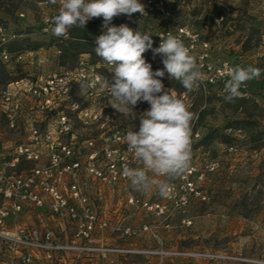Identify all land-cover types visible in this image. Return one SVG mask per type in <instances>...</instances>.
I'll return each instance as SVG.
<instances>
[{
  "label": "rangeland",
  "instance_id": "obj_1",
  "mask_svg": "<svg viewBox=\"0 0 264 264\" xmlns=\"http://www.w3.org/2000/svg\"><path fill=\"white\" fill-rule=\"evenodd\" d=\"M163 1L171 23L188 25L210 42L212 59H227L235 67L251 65L264 70V0ZM140 2L143 4L144 0ZM57 9L58 3L53 5L50 0H0V26L7 35H16L13 44L5 47L29 52L32 46H38L34 54L22 51L24 56L18 61L15 56L10 64H0V86L9 80L34 79L76 66L80 56L67 58L65 66H61L56 53L58 44L39 33L41 14ZM134 15H122L112 21L116 26L127 24L137 29L143 24ZM99 20L88 21L95 23L87 42L89 61L94 63L103 62L94 52L95 38L102 34ZM162 24L159 21L149 25L155 30ZM143 56L153 71L163 69L162 60L148 53ZM99 71L111 82L113 73L104 67ZM159 79L165 89L175 90L194 115L190 163L193 171L189 176L193 192L189 193V203L182 211L177 201L160 196L158 187L137 191L129 181L119 184L113 194L105 190V198L95 202V206L111 224L104 232L106 244L122 251L88 258L76 256L72 264H264V71L260 78L246 82L249 97L233 103L225 102V94L215 90L203 93L194 89L188 93L167 73ZM73 93L79 97L82 90L75 86ZM149 107L146 102L138 103L134 112L139 114ZM117 118L127 131L138 128V118L125 119L122 114ZM75 131L79 139L100 135L95 126L77 124ZM210 163L216 164L211 171ZM154 181L158 185L161 178ZM181 182V176L168 180L172 196L179 195ZM129 198L136 200L135 204H129ZM145 203H163L166 211L153 213L144 207ZM25 215V220L18 217V223L38 227L45 221H38L32 212ZM47 223L57 238H70L66 223L60 227Z\"/></svg>",
  "mask_w": 264,
  "mask_h": 264
},
{
  "label": "built area",
  "instance_id": "obj_2",
  "mask_svg": "<svg viewBox=\"0 0 264 264\" xmlns=\"http://www.w3.org/2000/svg\"><path fill=\"white\" fill-rule=\"evenodd\" d=\"M143 4L147 15L135 13L134 19L143 24L138 26L140 31L152 34L153 48L169 33L181 39L197 58L202 72L197 89L226 94L225 84L230 79L229 70L235 68L233 63L212 59L210 42L200 32L188 25L171 23L163 0H144ZM57 13L58 9L41 14V35L57 38L46 31L53 26L52 18ZM159 21L163 24L158 29L149 25ZM102 23L101 17L98 29L103 32ZM15 39L16 35H7L0 26V64H10L13 57L18 61L24 56L5 47ZM145 53L162 60L151 49ZM103 67L109 70L106 63L90 62L89 54H82L72 69L0 86V264H72L76 256L88 258L122 251L106 244L104 232L111 224L105 213L98 214L95 202L105 198V190L113 194L119 184L129 181L123 174L125 167L140 165L128 151L127 130L111 106V97L104 87L106 77L99 71ZM75 86L82 90L79 97L73 93ZM248 91L246 83L240 88L239 98H248ZM77 124L95 126L100 135L79 139L75 133ZM25 164L30 167L23 169ZM215 165L210 163L208 170ZM192 171L190 166L181 175L179 195L167 197L177 201L182 211L193 192L189 180ZM127 202L133 205L136 200L129 198ZM144 205L153 213L166 211L163 203ZM27 212H32L38 221H45L38 227L18 223V217L25 220ZM47 222L58 227L66 223L70 238H57L47 228Z\"/></svg>",
  "mask_w": 264,
  "mask_h": 264
},
{
  "label": "clouds",
  "instance_id": "obj_3",
  "mask_svg": "<svg viewBox=\"0 0 264 264\" xmlns=\"http://www.w3.org/2000/svg\"><path fill=\"white\" fill-rule=\"evenodd\" d=\"M59 3L58 13L52 18V27L46 29L55 37L69 38L73 27L84 29L93 18H103L101 35L95 38V54L113 73L104 87L111 97V106L123 118H138V128L130 127L125 141L139 167H125L124 176L132 188L148 192L154 186L162 197L170 196L168 180L185 174L191 163V122L193 113L173 89H165V73L181 83L190 93L200 87L202 72L197 58L185 43L169 33L153 48L152 34L133 29L127 24L112 25L114 17L134 13L147 15L140 0H50ZM152 50L162 57L163 69L153 71L143 54ZM262 69L237 66L229 70L224 100L235 102L241 96L240 88L247 81L258 79ZM84 87V85H82ZM146 102L150 107L137 114L134 108ZM161 178L155 185L154 178Z\"/></svg>",
  "mask_w": 264,
  "mask_h": 264
},
{
  "label": "trees",
  "instance_id": "obj_4",
  "mask_svg": "<svg viewBox=\"0 0 264 264\" xmlns=\"http://www.w3.org/2000/svg\"><path fill=\"white\" fill-rule=\"evenodd\" d=\"M95 27L94 22H88L84 29L77 28L69 31V38H51L55 44H58L57 50L60 52L58 56V60L60 61L61 66H65L64 60L73 56H80L82 54H89V49L87 42L90 40V29ZM13 44V43H12ZM38 50V46L34 45L30 48L31 52H35ZM26 51L24 49L21 50ZM21 79V78H20ZM14 80H9L2 84L5 85L8 82H12ZM178 82V81H177ZM180 83V82H179ZM246 98H237V101H244Z\"/></svg>",
  "mask_w": 264,
  "mask_h": 264
}]
</instances>
